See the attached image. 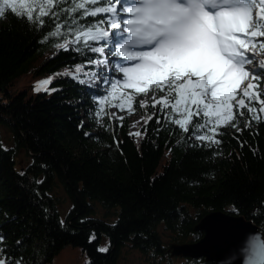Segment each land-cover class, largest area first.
<instances>
[{
    "label": "trees",
    "instance_id": "1",
    "mask_svg": "<svg viewBox=\"0 0 264 264\" xmlns=\"http://www.w3.org/2000/svg\"><path fill=\"white\" fill-rule=\"evenodd\" d=\"M10 3L31 10L38 22H21L7 8L0 17V264L5 256L55 264L67 245L81 248L84 264H118L126 249L137 253V264H215L173 258L170 245L200 240L204 233L196 225L218 210L242 215L264 233V75L250 76L255 99L236 92L231 116L220 102L208 103L205 117V100L198 112L190 105L189 116L183 102L172 107L175 90L150 82L149 90L168 103L130 104V113L146 119L132 131L128 115L110 113L116 95L86 85L97 60L108 56V46L93 37L112 29L104 17L113 13L105 9L118 13L119 6L112 0ZM21 3L43 4L44 14L39 7L20 9ZM254 43L260 64L264 36ZM257 70L264 73L260 67L251 72ZM28 75L34 81L53 75L47 84L54 92L13 94L11 87ZM4 127L13 145L4 142ZM22 152L28 158L23 164ZM60 188L71 203L65 215Z\"/></svg>",
    "mask_w": 264,
    "mask_h": 264
},
{
    "label": "snow or ice",
    "instance_id": "2",
    "mask_svg": "<svg viewBox=\"0 0 264 264\" xmlns=\"http://www.w3.org/2000/svg\"><path fill=\"white\" fill-rule=\"evenodd\" d=\"M50 6L51 0H46ZM108 3L109 0H104ZM120 11L114 7L105 9L113 15L104 17L112 29L104 31L93 39L103 40L107 45L110 60L113 53L124 58V62L105 61V67L98 72L96 86L103 90L110 85L115 90L124 83L140 91L150 82L158 90H175L176 99L172 107L175 109L183 102L184 110L189 116L190 105L199 106L207 97L212 101H220L225 107V114L232 115V100L242 81L264 75V73L245 70L244 65L251 63L246 53L249 46L254 50V38L264 36V0H112ZM259 6L257 19L253 21L252 10ZM39 7L44 14V5L20 4V9ZM21 16V22H38L31 10L27 13L18 10L17 5L4 0L0 5V17L5 9ZM125 13L127 15H125ZM96 13H93L95 15ZM41 27H46L39 21ZM123 24V28H121ZM63 47V46H62ZM264 49V44L260 45ZM91 52L104 53V47H91ZM89 59H92L89 57ZM134 61L132 64L126 62ZM264 68V61L260 62ZM118 73L123 74V82ZM196 77V81L192 80ZM114 81V82H113ZM50 81H44V84ZM254 85L248 83L243 95L255 99L250 93ZM37 91L40 86H37ZM158 103L166 105L167 99ZM245 107V101H237ZM103 101H101V105ZM215 107V105H214ZM205 117L209 116V104L203 103ZM249 111H253L249 107ZM264 111V108L261 109ZM219 120V113H217ZM185 131L184 121L177 120ZM198 127H202L199 126ZM139 136L140 133H135ZM198 139L205 137L199 136ZM2 240V237H0ZM0 256H4L0 252ZM2 264H21L11 257L5 256Z\"/></svg>",
    "mask_w": 264,
    "mask_h": 264
},
{
    "label": "rangeland",
    "instance_id": "3",
    "mask_svg": "<svg viewBox=\"0 0 264 264\" xmlns=\"http://www.w3.org/2000/svg\"><path fill=\"white\" fill-rule=\"evenodd\" d=\"M125 15L127 14L125 13ZM255 17H257V12L256 9L254 8L252 10V18ZM123 27H124L123 24H121V28ZM105 31L112 32L117 30L106 29ZM246 55L249 58H251L252 62L244 65L245 70L252 71L253 69H257L260 67V64L258 63V59H257L256 49L253 50L251 46H249V50L247 51ZM105 61H107L108 63H111L112 61L124 62V58L117 54H113L110 60L108 59L107 56ZM132 63H134V61L126 62L125 66H127V64H132ZM97 67L98 70L95 73L88 74L86 85L90 88H93L94 90L96 89L101 90V88L96 85L98 83V72L100 71L101 68L105 67V62H97ZM117 75L119 76L120 80L123 82V74L118 73L117 71ZM52 79H54L53 75H47L46 77H43L38 81H34L32 77H30L29 75L24 76L16 81L15 85L11 87V91L13 94H17L22 90H26L27 97L37 96L38 94H41L43 92H46L48 95H51L54 92L55 87L51 86L50 84H44V81H51ZM196 79H197L196 77H192L193 81H196ZM249 81H250V77L249 79L242 81L241 85L237 89V92L242 91L247 86ZM31 83L32 86L30 85ZM38 85L40 86L39 91L36 90ZM141 87H145V91H140L138 88H134L130 85H125L124 83H122L117 87L118 88L117 92L116 90L111 89L110 85H104L102 90L104 92H107L109 95H116L115 102H111L109 108L110 113L114 117L128 115L129 127L130 130L132 131L137 130L141 125H143L146 122V119L143 115H140L138 113H130L129 112L130 104L138 103L141 106H145L148 105L149 103L155 102L156 100H161L162 98L166 99V96H159L155 91H150L147 85L142 84ZM205 101L209 104L220 103V101L213 102L210 96L207 97ZM2 136L4 142L7 145H13L12 133L8 128L6 127L2 128ZM19 159L22 164L28 161V158L25 156L24 152L21 153ZM57 192L61 196L62 200H64L63 205L61 207V211L63 215H65L68 212V210L71 208V203L69 200L66 199L67 196L63 188L58 189ZM97 208L99 212L103 211V209L99 205L97 206ZM104 212H102L101 214L102 216ZM84 262H85V258L83 256L81 248L79 246L67 245L63 250V252L56 259L55 264H84ZM137 263H138L137 253L135 251L133 252L130 249H126L124 250L123 255L120 258L118 264H137Z\"/></svg>",
    "mask_w": 264,
    "mask_h": 264
},
{
    "label": "water",
    "instance_id": "4",
    "mask_svg": "<svg viewBox=\"0 0 264 264\" xmlns=\"http://www.w3.org/2000/svg\"><path fill=\"white\" fill-rule=\"evenodd\" d=\"M196 242L172 243L171 257L205 258L215 264H264V233L242 215L211 211L195 227Z\"/></svg>",
    "mask_w": 264,
    "mask_h": 264
}]
</instances>
